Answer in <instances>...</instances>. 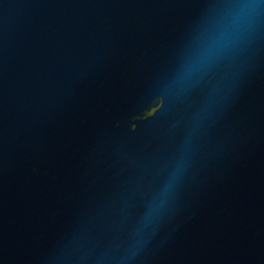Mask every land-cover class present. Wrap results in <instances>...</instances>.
Listing matches in <instances>:
<instances>
[{"label":"water","instance_id":"water-1","mask_svg":"<svg viewBox=\"0 0 264 264\" xmlns=\"http://www.w3.org/2000/svg\"><path fill=\"white\" fill-rule=\"evenodd\" d=\"M0 264H264V0H0Z\"/></svg>","mask_w":264,"mask_h":264}]
</instances>
